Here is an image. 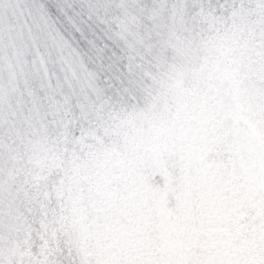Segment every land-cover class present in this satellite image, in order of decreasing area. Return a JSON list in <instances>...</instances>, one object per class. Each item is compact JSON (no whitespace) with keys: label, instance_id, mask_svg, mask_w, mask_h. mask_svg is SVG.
<instances>
[{"label":"trees","instance_id":"obj_1","mask_svg":"<svg viewBox=\"0 0 264 264\" xmlns=\"http://www.w3.org/2000/svg\"><path fill=\"white\" fill-rule=\"evenodd\" d=\"M246 1L0 0V264H50L37 251L39 215L54 202L42 198L38 212L31 179L36 192L48 186L81 148L89 153L131 123L164 69H179L194 50L208 77V11L225 9L234 22ZM65 24L84 33L83 44ZM252 196L264 202L256 189Z\"/></svg>","mask_w":264,"mask_h":264},{"label":"clouds","instance_id":"obj_2","mask_svg":"<svg viewBox=\"0 0 264 264\" xmlns=\"http://www.w3.org/2000/svg\"><path fill=\"white\" fill-rule=\"evenodd\" d=\"M199 59L194 50L179 69L165 68L154 98L101 147L103 166L138 190L145 210L142 224L123 221L126 231L162 264H219L251 241L264 247V202L245 189L249 177L264 185V139L256 145L257 166L249 168L248 134L234 119L242 102L202 75Z\"/></svg>","mask_w":264,"mask_h":264},{"label":"rangeland","instance_id":"obj_3","mask_svg":"<svg viewBox=\"0 0 264 264\" xmlns=\"http://www.w3.org/2000/svg\"><path fill=\"white\" fill-rule=\"evenodd\" d=\"M212 1L206 0L205 5ZM227 3L222 0L221 5ZM231 17L232 12L225 9L208 11V50L212 58L206 72L210 81L226 84L242 102L234 119L237 113L248 134L247 166L254 168L256 145L264 139V0H247L234 22ZM205 59L208 62L209 54ZM104 142L101 140L89 153L81 148L68 168L51 176L49 185L39 187L37 192L39 180L31 179L28 194L36 199V193L38 202L34 206L38 212H42V198L59 201L39 215L44 229L37 251L50 264H162L147 251V242L138 245L126 231L123 221L140 225L145 222V210L138 190L115 175V168L103 166ZM154 166L160 167L159 161ZM259 167L264 169V160L259 161ZM154 179L159 181L161 176ZM254 179L249 177L246 182L247 196L254 199L252 191L256 189L264 199V185L258 187ZM256 226L254 221L252 227ZM259 228L264 229V219ZM219 264H264V247L251 241L234 250L232 259Z\"/></svg>","mask_w":264,"mask_h":264},{"label":"snow or ice","instance_id":"obj_4","mask_svg":"<svg viewBox=\"0 0 264 264\" xmlns=\"http://www.w3.org/2000/svg\"><path fill=\"white\" fill-rule=\"evenodd\" d=\"M50 11L55 15L56 9L54 7H50ZM60 19H61V21H63V17H61ZM56 27L60 28L59 25H56ZM65 27H71L73 39H75L77 41H80L83 44V41L81 40V37L84 35V33L79 28H76L74 24H72L71 26L65 24ZM60 31L63 33V29H60ZM62 42L67 43V40L66 39H62ZM108 71H110V72L116 74L117 76H119L118 68L115 65H111L110 64L108 66Z\"/></svg>","mask_w":264,"mask_h":264}]
</instances>
